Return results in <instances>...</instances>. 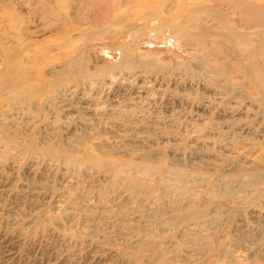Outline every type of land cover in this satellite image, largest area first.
Segmentation results:
<instances>
[{"label": "rangeland", "instance_id": "rangeland-1", "mask_svg": "<svg viewBox=\"0 0 264 264\" xmlns=\"http://www.w3.org/2000/svg\"><path fill=\"white\" fill-rule=\"evenodd\" d=\"M263 7L0 0V264H264Z\"/></svg>", "mask_w": 264, "mask_h": 264}, {"label": "bare ground", "instance_id": "bare-ground-1", "mask_svg": "<svg viewBox=\"0 0 264 264\" xmlns=\"http://www.w3.org/2000/svg\"><path fill=\"white\" fill-rule=\"evenodd\" d=\"M250 6V5H249ZM248 6V7H249ZM246 8V7H245ZM244 8V10H245ZM264 8V7H263ZM262 8V9H263ZM243 9V8H242ZM247 9V8H246ZM260 9V8H259ZM248 10V9H247ZM259 11V10H258ZM264 11V9H263ZM245 12V11H244ZM250 12V11H248ZM254 12V11H253ZM257 12V11H256ZM205 13V12H204ZM255 13V12H254ZM258 13V12H257ZM249 14V13H248ZM247 15V12H246ZM250 15L251 12H250ZM257 15V14H256ZM259 15V14H258ZM264 15V14H263ZM260 16V15H259ZM245 17V16H244ZM252 17V16H249ZM218 19V18H217ZM243 19V18H242ZM255 19V16H254ZM244 20V19H243ZM246 23L248 22L249 24L251 23V21H247L246 19L244 20ZM256 25L264 27V16H260L258 17L256 20L253 21ZM252 25V24H251ZM221 27L223 29H225L227 32L229 31L230 36L234 39V43H237L238 40L241 41V38H239L234 31L228 29L225 25H221ZM246 44L250 47V49L252 50V52L255 53H259L262 56H264V41H257V42H246ZM261 68V69H260ZM246 70V75L248 76V78L251 80L252 84L254 85V87L256 88V91L258 92V94L260 95V97L262 98V101H264V63L262 65L258 66H254L252 65L251 67H248L245 69Z\"/></svg>", "mask_w": 264, "mask_h": 264}]
</instances>
